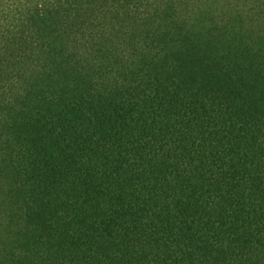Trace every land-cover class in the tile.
<instances>
[{"label": "trees", "instance_id": "16d2710c", "mask_svg": "<svg viewBox=\"0 0 264 264\" xmlns=\"http://www.w3.org/2000/svg\"><path fill=\"white\" fill-rule=\"evenodd\" d=\"M0 264H264V0H0Z\"/></svg>", "mask_w": 264, "mask_h": 264}]
</instances>
